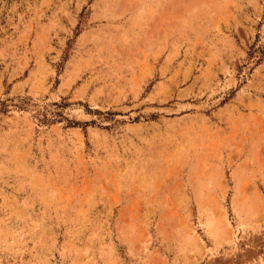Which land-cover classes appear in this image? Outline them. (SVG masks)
Instances as JSON below:
<instances>
[{
  "label": "rangeland",
  "instance_id": "1",
  "mask_svg": "<svg viewBox=\"0 0 264 264\" xmlns=\"http://www.w3.org/2000/svg\"><path fill=\"white\" fill-rule=\"evenodd\" d=\"M0 264H264V0H0Z\"/></svg>",
  "mask_w": 264,
  "mask_h": 264
}]
</instances>
